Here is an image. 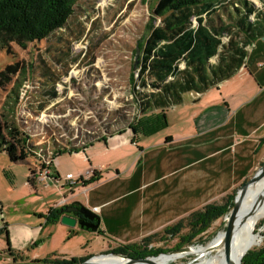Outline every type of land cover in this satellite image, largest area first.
<instances>
[{"label":"rangeland","instance_id":"obj_1","mask_svg":"<svg viewBox=\"0 0 264 264\" xmlns=\"http://www.w3.org/2000/svg\"><path fill=\"white\" fill-rule=\"evenodd\" d=\"M158 1L83 0L75 5L74 15L70 17L66 29L56 31L40 43L28 44L24 50L15 45H11V53L6 49L1 50L0 72L18 64L17 71L7 74V78H2L0 83L1 119L7 124L15 123L23 127L30 138V145L41 146L49 151L54 146L69 150L68 147L76 143L82 145L86 135L101 136L104 124L108 121L107 113L120 114L130 121L135 115L131 90L137 81V61L141 47L150 33L149 28L159 23L156 21L151 24L150 21L152 10ZM254 2L258 3L257 0ZM193 23L196 25L195 20ZM262 62L264 63V59H259L256 64ZM43 64L49 68L52 75L50 78L54 81L51 86L56 98L51 101L36 92L44 87V78L40 75L46 68ZM245 77L246 75L237 76L227 82L222 93H238L243 86L246 88L244 92L239 96L232 94V97L236 100L241 97L252 99L257 84L254 81L251 84L246 81L243 84L238 82ZM214 92H210L208 96H213ZM208 98H205L201 105L207 104ZM189 125L184 121L154 137H137L144 146L151 144L158 136L181 131L184 126L188 128ZM70 132H73L72 136ZM126 133L131 135L133 131L127 130ZM108 138H105V142L101 140L86 146L79 154L68 151L59 154L54 159L56 169H52L53 174L56 171L59 173L60 179L57 183L45 180L35 182L34 186L27 181L30 169L39 168V162L30 157L25 163H14L9 160L7 154L0 152V230L4 231L0 232V251L8 240L11 249L25 252L26 258L17 264H30L33 260H46L52 256L70 260L84 256L85 253L93 255L94 251L102 247L101 239L91 237L87 233H79L81 231L76 228L66 227L60 224L59 219L58 225L48 226L46 231L43 229L49 209L69 195L64 180L66 174L77 177L90 170L89 165L98 168L99 164L103 178L115 175L117 170L123 174L121 177L126 178L134 175L135 168L140 165L146 182L151 179L156 167V160L151 155L146 154L143 158L136 147H124L116 153L104 154ZM176 149L178 148L175 145L165 153L171 155L173 152H179L180 149ZM169 171L168 167L158 170L162 174ZM169 180L171 178H168ZM121 189L118 182L107 181L104 184L88 185L86 190H93V193L88 195L90 197L96 196L98 192ZM141 190L144 191L143 188ZM237 190L231 192L233 200ZM80 192L76 190L75 194ZM137 197H141L140 192ZM224 198L225 196L216 198L209 204H220ZM79 199L83 204H88L85 203L84 196ZM263 220L259 219L254 225L250 249L262 245L260 234L264 233V229L256 230V226ZM222 222L223 219L215 222L202 237L207 239L204 246L220 233ZM9 228L14 231L12 237L19 231L17 243L15 236L11 241ZM173 246V241L166 243L164 250L170 252L161 255L176 253ZM198 246L202 245L184 248ZM205 257L181 255L169 260L167 264H198L201 260L209 258ZM5 259L0 257V264H5L9 258ZM11 263L10 261L9 264Z\"/></svg>","mask_w":264,"mask_h":264},{"label":"trees","instance_id":"obj_2","mask_svg":"<svg viewBox=\"0 0 264 264\" xmlns=\"http://www.w3.org/2000/svg\"><path fill=\"white\" fill-rule=\"evenodd\" d=\"M83 0H0V51L11 53V45L26 49L28 44L40 43L51 37L56 31L66 29L68 21L74 15L75 5ZM159 0L152 10L149 35L141 47L137 61L136 84H133L132 102L135 115L131 120L117 113H107V123L101 136L86 135L80 143L66 148L54 146L51 151L41 146H32L23 127L7 124L0 117V152L9 156L14 163H25L30 157L37 160L39 168H31L28 184L34 186L38 175L44 168V162L55 159L59 154H78L86 146L127 130L144 129V123L156 117L162 118L166 126L165 112L187 101L195 102V97L217 87L233 76L246 64L247 48L256 40L264 37V0ZM195 20L196 25H194ZM227 41H223V37ZM44 67H46L43 64ZM18 64L9 66L0 72V83L7 74L17 71ZM44 87L36 92L48 100L55 99L51 86L49 68L42 70ZM102 119V118H101ZM104 119V118H103ZM144 132V130L142 131ZM151 131H145V133ZM73 132H70V136ZM264 142V139H262ZM95 171L87 180L79 181L75 186L87 187L99 181ZM54 179V178H52ZM59 179L58 173L55 177ZM245 180L244 182H246ZM243 182V183H244ZM86 208L71 203L60 209ZM233 208L232 193L225 196L222 203H211L185 218L167 227L163 233L144 237L138 243L121 245L104 254L115 253L134 259L158 256L167 252L164 246L173 241V251L184 247L202 245L215 222L220 221ZM58 209H49L46 223L55 224L59 217ZM85 221L79 213L74 214ZM264 229V220L257 229ZM255 230V231H256ZM0 232H4L1 231ZM262 245L252 248L244 257L243 264H264V233ZM9 244V243H8ZM6 252L13 258L14 264L22 262L20 254ZM49 257L46 260H33L31 263L43 264H79L92 257L58 260Z\"/></svg>","mask_w":264,"mask_h":264},{"label":"crops","instance_id":"obj_3","mask_svg":"<svg viewBox=\"0 0 264 264\" xmlns=\"http://www.w3.org/2000/svg\"><path fill=\"white\" fill-rule=\"evenodd\" d=\"M247 49L246 64L237 75L195 97L194 103L189 97L182 105L168 109L165 112L166 126L162 125V118L156 117L147 120L141 131L134 129L131 135H127L125 131L108 138L103 150L104 154L116 153L124 147H136L143 158L149 154L156 160L155 170L151 174L153 176L148 179V183L140 165L135 168L134 175L126 178L121 177L123 174L118 170L115 175L103 178L101 165L98 164V168L89 165L90 170L99 174L100 179L95 183L96 185L114 181L118 182V187L122 189L102 191L96 196L89 197L93 190L88 192L87 187L78 186L74 189L68 187L69 195L65 196L61 203L56 206L54 204L52 209H60L71 203L78 204L98 217L96 232L88 231L79 225L74 227L81 231L79 233H87L103 242L102 247L94 251L93 255L85 253L79 258L102 255L112 248L138 243L144 237L163 233L167 227L176 224L188 214L205 207L216 198L239 189L243 182L249 180L264 164L262 141L264 139V63L256 64L257 60L264 59V37L251 43ZM243 75L246 77L238 81L241 84L244 81L247 84H251L252 81L257 84L252 99L241 97L236 100L232 97V94L239 96L244 92L246 88L243 86L238 93H222L227 82ZM212 91H215L213 96H208ZM207 97H209L208 103L201 105ZM184 121L190 124L188 128L184 126L181 131L163 137L158 136L151 144L142 146V141L137 137H154ZM146 130H150L151 133H145ZM175 145L178 148L176 150L180 149L179 152L166 155V150ZM54 162L53 159L51 174L45 180L57 183L60 177L58 175L59 179L56 180L58 172L52 173V169H56ZM164 167H168L170 171L165 174L158 172ZM168 178L171 180L168 181ZM142 188L144 191L141 190ZM76 190L81 192L75 194ZM139 192L141 197H137ZM80 196H84L85 203L89 205L83 204L79 199ZM94 207H98L99 211L92 212ZM75 218L80 220L78 217ZM58 224L45 222L43 231H46L48 226ZM12 232L14 231L9 228L11 241L15 236L17 243L19 231L14 233L13 237ZM8 245L10 252L26 258L24 250L16 252L11 249V243ZM0 257L6 258L5 260L9 258L5 264L13 262V258L6 252V245L0 251ZM54 257L58 258V256ZM64 259L65 257L58 258V260Z\"/></svg>","mask_w":264,"mask_h":264},{"label":"bare ground","instance_id":"obj_4","mask_svg":"<svg viewBox=\"0 0 264 264\" xmlns=\"http://www.w3.org/2000/svg\"><path fill=\"white\" fill-rule=\"evenodd\" d=\"M263 192L259 198L258 194ZM235 207L226 215V223L237 224L232 231L226 235L214 236L206 246L191 247L170 255L160 256L153 261L140 262L135 264H167L181 255L208 256L207 260H201L198 264H236L242 258V254L250 249L254 225L259 219H264V178L255 181L249 188L238 189L235 194ZM252 210V216L242 219L244 211ZM230 245L234 251H228ZM93 263L99 264H128L120 258L112 256L102 258L97 256Z\"/></svg>","mask_w":264,"mask_h":264},{"label":"water","instance_id":"obj_5","mask_svg":"<svg viewBox=\"0 0 264 264\" xmlns=\"http://www.w3.org/2000/svg\"><path fill=\"white\" fill-rule=\"evenodd\" d=\"M264 178V164L262 166H260L255 173L253 174L252 178L246 182H244L239 189H243V188H249L251 187L255 181L263 179ZM238 191V190H237ZM263 194V192H260L258 194V197H260V195ZM236 201H235V197L233 200V208L235 207ZM231 208V209H233ZM75 213H79L80 215H82L83 219L85 221L82 220H78L74 217ZM253 211L249 210V211H244V213H242L241 218L244 219L246 218L245 215L247 216H252ZM59 215L61 217H59V221L62 225L66 226V227H75L76 225H79L83 228H86L88 231H92V232H96L98 229V217L95 216L93 213L89 212L88 209L85 211L83 209H74V208H70V207H65L59 210ZM93 221H95L96 223L94 224ZM237 226V224H232V223H226V215L223 217V222L221 223L220 226V233L221 235H226L228 232L232 231L233 228H235ZM186 248H183L181 250H184ZM181 250H178L176 252H179ZM251 249H249L247 252H244L242 254V258L241 260H239L238 262H236V264H243V260L244 257L246 256V254L250 251ZM229 251H234L233 247L230 245L229 249L227 252ZM97 256H101L102 258H106L109 256L115 257V258H120L122 260H124V262L128 263V264H135V263H140V262H149V261H153V259H156L160 256L163 255H158V256H154V257H148V258H140V259H134V258H130V257H125V256H121V255H116L115 253H110V254H98L96 256H93L92 258H90L87 261H83L82 263L79 264H99V263H93L92 261L97 257ZM11 264H14V262H12ZM22 264H29V263H22ZM31 264H43V263H31Z\"/></svg>","mask_w":264,"mask_h":264},{"label":"built area","instance_id":"obj_6","mask_svg":"<svg viewBox=\"0 0 264 264\" xmlns=\"http://www.w3.org/2000/svg\"><path fill=\"white\" fill-rule=\"evenodd\" d=\"M223 40L227 41L228 39H227V37H225ZM52 164H53L52 159H48L47 161L44 162V168H43L42 172L39 173V175H38V182H42L49 177V175L51 174ZM93 172H94L93 170L88 169L84 174L78 175L77 177H75L71 174H67L64 178L66 186L69 188H75V186L77 185V183L79 181L87 180L88 178L91 177V175H93ZM98 211H99L98 207L92 208V212L95 213Z\"/></svg>","mask_w":264,"mask_h":264}]
</instances>
